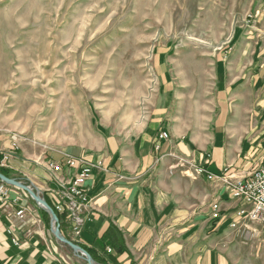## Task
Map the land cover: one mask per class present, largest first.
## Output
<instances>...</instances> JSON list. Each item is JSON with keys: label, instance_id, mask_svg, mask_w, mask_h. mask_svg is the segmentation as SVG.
<instances>
[{"label": "rangeland", "instance_id": "rangeland-1", "mask_svg": "<svg viewBox=\"0 0 264 264\" xmlns=\"http://www.w3.org/2000/svg\"><path fill=\"white\" fill-rule=\"evenodd\" d=\"M219 63L231 76H257L264 91V0H0V168L8 170L2 166L11 156L43 161L49 178L44 194L38 191L57 214L60 231L65 224L74 237L70 240L83 247L79 240L91 200L74 234L68 211L55 208L60 188L55 177L71 178L75 169L54 174L46 162H61L65 155L85 157L101 162L88 178L106 171L97 155L109 150L114 135L138 131L163 103L170 119L177 110L209 112ZM163 69L174 91L166 101L158 91ZM170 139L169 134L163 141ZM263 161L245 173L229 167L213 172L194 166L203 168L201 174L192 169L220 205L221 217L212 219L210 203V229L222 220L223 195L238 203L235 216L211 236L230 264H264V220L237 215L242 207L248 214L250 206L219 177L227 170L246 180ZM6 185L11 208L19 200L10 197L11 189L18 188ZM206 207L199 204L200 210ZM106 251L113 249L106 246Z\"/></svg>", "mask_w": 264, "mask_h": 264}, {"label": "crops", "instance_id": "crops-1", "mask_svg": "<svg viewBox=\"0 0 264 264\" xmlns=\"http://www.w3.org/2000/svg\"><path fill=\"white\" fill-rule=\"evenodd\" d=\"M161 72L158 91L166 101L174 91L165 69ZM214 74L215 92L206 115L176 109L170 119L163 103L138 131L114 135L109 150L97 155L106 171H95L86 181L91 206L79 242L99 264H230L211 236L235 216L238 203L223 195L222 220L210 229L215 194L203 178L192 176V169L204 166L216 172L229 167L245 173L263 159L264 91L257 76H231L225 64L219 63ZM160 129L171 139L153 150L152 137ZM2 167L44 194L49 174L43 161L11 156ZM10 197L19 200L0 216V264H86L52 235L50 223L29 197L19 189H11ZM199 204L207 207L200 210ZM19 207H25L24 217L12 221L8 212L12 215ZM61 226L62 234L74 239ZM110 226L120 232L126 247L114 262L107 260L113 251L108 254L109 245L100 240Z\"/></svg>", "mask_w": 264, "mask_h": 264}, {"label": "built area", "instance_id": "built-area-1", "mask_svg": "<svg viewBox=\"0 0 264 264\" xmlns=\"http://www.w3.org/2000/svg\"><path fill=\"white\" fill-rule=\"evenodd\" d=\"M169 134L165 130H160L157 132L154 142V148L157 150L160 148V142L168 139ZM4 158L6 156L4 155ZM101 165L100 161H96V163H92L90 160L85 157H74L71 155H65L64 159L61 162H53L47 161L46 166L50 169L54 174L60 171H63L64 168L75 169V174L71 178H64L60 176L55 177L58 186L60 187L57 191L56 195V204L55 208L59 212L68 211L67 216L73 219L71 223V229L74 234L79 233V227L83 223V208L86 205H90V197H88L86 190L84 188L85 180L91 173L93 168L99 167ZM226 170V169H225ZM194 171L197 174H201L204 172L202 167H194ZM227 172V173H226ZM225 173L222 174V177H219L225 188L230 191V193L242 199L243 203L250 206L248 210V214L246 213V208L242 207L240 211L237 212V215L248 216L252 219L264 220V161L262 165L255 169L249 178L242 179L238 178L234 174H230L226 170ZM209 176L214 177L216 180H219L217 176L209 174ZM9 198V187L0 181V216L6 209H9V205H12ZM13 199L11 202H15ZM220 205L217 202L211 203V218L219 219L220 215ZM24 208L20 207L16 211L12 213V215H8L9 219L13 221V218H17L18 220L23 218ZM8 234L11 236V241L18 245L19 240L14 235L13 231L8 228ZM110 250V249H108Z\"/></svg>", "mask_w": 264, "mask_h": 264}, {"label": "water", "instance_id": "water-1", "mask_svg": "<svg viewBox=\"0 0 264 264\" xmlns=\"http://www.w3.org/2000/svg\"><path fill=\"white\" fill-rule=\"evenodd\" d=\"M0 181L25 191L42 210L49 214L51 223L50 229L53 236L61 243L70 247L75 254L84 259L86 264H97L91 254L85 248L75 243L74 241L66 238L61 233L57 214L54 212L53 208L48 204V202L40 195L38 189L34 188L30 184L23 183L22 181L14 177H8L1 172Z\"/></svg>", "mask_w": 264, "mask_h": 264}, {"label": "trees", "instance_id": "trees-1", "mask_svg": "<svg viewBox=\"0 0 264 264\" xmlns=\"http://www.w3.org/2000/svg\"><path fill=\"white\" fill-rule=\"evenodd\" d=\"M0 172L3 173L4 175L8 176V177L12 175L9 170L4 169V168H0ZM42 213L47 216V214L45 212L42 211ZM100 240H101V243L103 245H105V246L109 245L113 249V254H109L108 255V259H109L110 262H114L115 261V256L116 255L121 254L124 251H126V247H125L123 238H122L120 232L114 226H110L107 229V231L103 234V236H102V238ZM83 247L94 258L93 252L89 248H87L85 246H83Z\"/></svg>", "mask_w": 264, "mask_h": 264}]
</instances>
